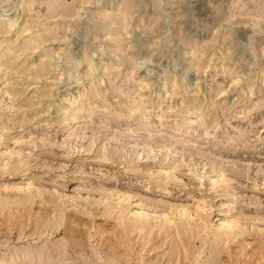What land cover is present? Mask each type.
I'll list each match as a JSON object with an SVG mask.
<instances>
[{
    "label": "rangeland",
    "instance_id": "1",
    "mask_svg": "<svg viewBox=\"0 0 264 264\" xmlns=\"http://www.w3.org/2000/svg\"><path fill=\"white\" fill-rule=\"evenodd\" d=\"M0 264H264V0H0Z\"/></svg>",
    "mask_w": 264,
    "mask_h": 264
}]
</instances>
